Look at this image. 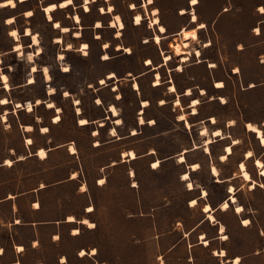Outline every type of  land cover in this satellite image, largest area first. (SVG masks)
Masks as SVG:
<instances>
[{
	"label": "rangeland",
	"instance_id": "rangeland-1",
	"mask_svg": "<svg viewBox=\"0 0 264 264\" xmlns=\"http://www.w3.org/2000/svg\"><path fill=\"white\" fill-rule=\"evenodd\" d=\"M13 1L15 8L0 5V77L5 74L10 86L9 91L4 89L0 79V101L9 102L0 103V199L28 195L0 206V245L8 251L9 224L15 216L25 221L74 216L76 224L42 226L37 234L30 227H12L17 241L27 246L24 264H60L61 257L67 264H234L237 257L239 264H264V187L260 186L264 176L255 166L256 159L264 164V147L246 128L247 123L256 124L264 133V14L259 12L264 0H198L194 8L191 0H152L147 9L143 5L148 0H96L89 11L83 7L85 0H73L74 5L52 13L53 21L47 19L44 8L66 0ZM133 4L135 9H131ZM110 5L112 13L102 14L101 8L107 10ZM193 9L196 22H192ZM153 10L158 11L165 34L151 27ZM28 12L32 15L27 16ZM137 14L144 18L141 25L135 23ZM75 15L80 24L75 23ZM117 15L124 23L121 32L111 27ZM55 21L69 32L56 29ZM98 21L103 27H96ZM202 23L205 27L197 29ZM27 29L38 36L39 54L32 38L26 36ZM195 29L198 40H190L184 49L190 52L189 60L181 63L174 51V45L183 43L178 34ZM13 30L18 40L11 37ZM17 45L22 46V54L15 51ZM167 55L172 60L164 64ZM112 73L114 79L108 78ZM158 73L161 85L154 86ZM217 82L224 87L217 89ZM171 85L176 92H170ZM51 88L54 94H49ZM188 89L190 96L185 95ZM178 98L181 105L175 106ZM193 99L200 101L196 115L189 108ZM143 101L149 102L146 108ZM51 102L54 108L49 109ZM18 103L22 106L17 107ZM28 104L33 111H27ZM110 105L117 108L116 117L108 113ZM57 115L60 121L56 124ZM81 119L89 124L81 126ZM25 126L33 130L28 132ZM43 127L49 129L47 134ZM204 128L208 136L201 135ZM217 130L224 139L213 137ZM209 138L210 154L205 150ZM26 139L33 144L28 145ZM233 141L238 144L222 162L225 147ZM71 146L76 154H71ZM41 148L47 151L45 160L36 155ZM130 150L138 155L136 159L123 157ZM185 150L186 162L180 164L178 157ZM248 151L254 155L250 160L245 158ZM7 159L13 161L12 167L4 165ZM157 160L160 166L153 169ZM242 162L257 183L255 189L240 177ZM195 163L199 169L194 172L189 167ZM212 166L219 171L217 177L212 175ZM75 172L78 178L70 180ZM186 172L194 191L182 180ZM101 178L105 179L103 186L99 185ZM42 184L45 187L38 190ZM231 187L236 205L244 207L240 215L235 204L227 211L220 209L232 196ZM203 191L207 195L201 199ZM193 199L198 200L194 208L190 207ZM33 202L41 204L40 211H34ZM207 203L215 210V224L203 213ZM90 208L92 212L87 211ZM246 219L250 221L247 227L243 225ZM84 220L95 227L80 223ZM75 229L78 235L73 234ZM201 235L209 246L201 244ZM224 235L228 237L225 241L221 239ZM35 237L40 245L34 249L30 240ZM93 249L97 254L90 256ZM82 250L88 253L83 258ZM221 250L226 251L225 258L215 255Z\"/></svg>",
	"mask_w": 264,
	"mask_h": 264
},
{
	"label": "bare ground",
	"instance_id": "bare-ground-1",
	"mask_svg": "<svg viewBox=\"0 0 264 264\" xmlns=\"http://www.w3.org/2000/svg\"><path fill=\"white\" fill-rule=\"evenodd\" d=\"M25 1H26V0H19L20 3H23V2H25ZM95 2H96V0H85L84 5H83L84 9H85L86 11H89V6H90L91 4H93V3H95ZM151 4H152V3L145 2V4L143 5V8L147 9L148 6L151 5ZM0 5H1L2 8H4V7L15 8V6H16V4H15V2H14L13 0H6V1H3V2L0 3ZM72 5H74V3L72 2V4H68V0L63 1V2L59 3L58 5H56V4H49V5H47V6L44 8V12H45V14H46V16H47V19H48L49 21H53L52 13H53L56 9H66V8L72 6ZM196 5H198V2H197V4H195V5H193V4L191 3V6H192L193 8H194ZM261 8H264V7H262V6L259 7V12H260V14H264V12H261V11H260ZM101 9H103V11H101L102 14H111L112 11H113V6L110 5V6L108 7L107 10L104 9V8H101ZM131 9H135V8L131 7ZM28 13H29V12H28ZM28 13H27V16H29ZM185 13H186V11L183 10V11H182V14H185ZM157 14H158V11H157V10H153V11L151 12V15H152L153 18L150 20V24H151V26H158V30H159V28H161V27L165 28V27L160 23V19H159V17L157 16ZM191 15H192V17H193V16L196 17L195 21H193V19H192V22H196V21H197V15H196V13L194 12V9L192 10ZM137 17L140 18V23H139V24L137 23ZM143 20H144V18H143V16H142L141 14H137V15L135 16V23H136V25H141L142 22H143ZM9 21H12V22H13V18H12V19H9ZM74 21H75L76 24H80L81 19H80V17H79L78 15H75V16H74ZM157 21H159V24H157ZM53 24H54V27H55L56 29H60L63 33H68V32H69V28L62 27V26L60 25L59 22H56V21H55ZM57 24L60 25L59 28L56 27ZM202 24H204V23H202ZM200 25H201V24H200ZM200 25L198 26L197 29H203V28L200 27ZM204 25H205V24H204ZM96 27H97V28H101V27H103V25H102V23H101L100 21H98ZM111 27H112V28H113V27H116V28L119 30V32H121V31L124 29V23H123V21L121 20L120 16L117 15V16L114 17V20L111 22ZM65 29H67V31H65ZM12 32H15V33H16V36H13V35H12ZM159 32H160V31H159ZM190 32H196V33H197V30L195 29V30H182V31H180V33H179L178 35H181V36L183 37V43H182V45H179V44L174 45V51H175V54H176L177 56H180V57H181V63H187V61L189 60L190 52H185L184 49L187 48V47L189 46V44H190V40H198V34H197V38L193 39V38H191V37L188 35V33H190ZM254 32H255L257 35H259V34H260V29H259V28H256ZM160 33H161V34H165V33H166V28H165V31H164V32H160ZM10 35H11V37H13L15 40H18V32H17V31H15V30L11 31V32H10ZM118 35H120V33H119ZM26 36H30V37L32 38V46H33V47H38L37 53L39 54V53H40V48H39V40H38V36H37V35H32V34L30 33V30H29V29L26 30ZM75 37H77V38L80 37V34L77 33V34L75 35ZM157 40H159V43L161 42V38H160L159 36H156V37H155V41H156V43H157ZM57 42H58V43H61V42H62V39H61V38H58V39H57ZM85 45H86V44H83V46H82V51H84V52L86 53L87 47H85ZM208 45H210V43H206L205 46L207 47ZM67 49H70V47L68 46ZM117 49H123V48H122V47H118ZM127 49H128V48H127ZM15 51H17V52H19L20 54H22V46H21V45H17V46H15ZM125 51H126V49H125ZM126 52H127V53H130V49H128V51H126ZM195 55H196L198 58H200V57H201V53H200V51H199V50H196V51H195ZM61 57H63V56L60 55V58H61ZM107 57H108V56H107ZM108 59H109V57H108ZM163 60H164V64H167V63H169L172 59H171V57H170L169 55H167V56H164V59H163ZM149 61H151V60H148V61H147V65H148V66H151V65H152V62L149 63ZM199 61H200V60H199ZM210 66H211V68H213V67L215 66V64H210ZM180 68H181V67H179V69H180ZM33 69H35V67H33ZM33 69H32V72H35V71H33ZM154 69H157V68L154 67ZM236 72H237V71H236ZM44 73H45V72H44ZM45 75H46L47 80H49L48 72H46ZM5 76H6L5 74H2L1 77H0V79H1L2 83L4 84V89H6V90L9 91V90H10V86H9L8 79H7V85L5 86V80H4V77H5ZM6 77H7V76H6ZM114 77H115V75H114L113 73L110 74V75L108 76V78H110V79H111V78L114 79ZM7 78H8V77H7ZM156 79H157V80H156V82L154 83V86H159V85H161V82H160V80H159V79H160V74H159V73L156 74ZM30 81H31V84H32V83L34 82V79L31 78ZM217 85H223V87H224V84H223L222 82H217V83H216V88H217V89H222L223 87H217ZM134 86H135V89H138V84H137V83H135ZM252 86H253V84H251V87H252ZM113 89H115V87H114ZM170 92H171V93L176 92V87H175V85H171V86H170ZM49 94H54V89H53V88L50 89V93H49ZM201 94H202V95L206 94V91H205V90H201ZM68 95H69V94H68ZM68 95H67V96H68ZM185 95H186V96H190V95H191V90H190V89L186 90ZM5 100L7 101V104H8L9 102H8L7 99H3L2 101H5ZM221 101L223 102V101H224V98H221ZM161 103L164 104V102H161ZM7 104H3V103H2L3 106H4V105H7ZM49 105H52V107H49ZM148 105H149V102H148V101H143V102H142V107H143V108H146ZM179 105H181V102H180V99L178 98V99L175 101V106H179ZM199 105H200V101H199L198 99H193V100L190 102V107H192V114H193V115H196V114L198 113V112H197V107H198ZM21 106H22V105H21L20 103L17 104V107H21ZM47 107H48L49 109L54 108V103H52V102H51V103H48V104H47ZM26 109H27L28 112L33 111V105H32V104H28L27 107H26ZM113 109H115V111H113ZM56 110H57L58 113L60 112V108H57ZM110 111H111V113L113 114V116H117V115H118V110H117V108H116L115 106H110ZM140 114H142V112H141ZM57 117H59V120L57 119ZM180 117H184L183 120H181V119H180V120L183 121V122L185 121L186 124H187V126L189 127L190 125H189V123L185 120V116H184V115H181ZM3 120L5 121V117H3ZM85 120H87V119H85ZM59 121H60V116H59V115L55 116V118H54V123L57 124V123H59ZM141 121H143V123H141ZM151 121H153V120H151ZM211 121H212L213 124L216 123L215 118H212ZM139 122H140L141 125L144 124V119H143L142 116L139 117ZM79 124H80V123H79ZM88 124H89V122L87 123V125H88ZM151 124H154V123H151ZM80 125H81V124H80ZM249 125H251L252 127L249 128ZM81 126H84V125H81ZM101 126H103V123H101ZM44 128H47V127H43V129H44ZM246 128H247V131H248V132H252V133H254V134L257 136V139L259 140L261 146L264 147V133H263V130L260 129L256 124H252V123H247V124H246ZM252 129H256V131L253 132ZM25 130L28 131V132H31V131L33 130V127H32V126H26V127H25ZM113 131H114V130H113ZM48 132H49V129H48L47 132L43 131L44 134H47ZM114 132H115V131H114ZM136 133H137V132L134 131V132H133V135L136 134ZM94 134L97 135L98 132L95 131ZM201 135H202V136H208V130H207L206 128L202 129V131H201ZM212 135H213V137H215V138H216V137H217V138H221V139H224V138H225L224 135L222 134V132H221L220 130H217V131L213 132ZM29 141H31V144H33L32 139H26V142H27L28 145H31V144L29 143ZM210 143H211V140H210V138H209V139H207L206 142H205V147H206L205 150H206V153H210V148H209ZM237 144H238L237 141H233V143H232L231 145H228V146L225 147V154L222 155V156L220 157V160H221L222 162L228 160L229 156L232 155V153H233V147L236 146ZM195 149H197V147H195ZM41 152L44 153V156H41V155H40ZM70 152H71V154H76V152H77V151H76V148H75L74 146H71V147H70ZM187 152H188V151L185 150V151H184V152L178 157V162H179L180 164H184V163L186 162V157H185V155H186ZM152 153H153V152H152ZM250 154H251V155H250ZM38 155H39V157H40L41 159H45V158L47 157V152H46V150H44V149H40V150H38ZM253 156H254V155H253V152H252V151H248V152L245 154V158H246V160H250V159H252ZM123 157H124V158H128V159H130V160H134V159L137 158L136 153H135L134 151H128V152H126V153H123ZM20 159H23V157H21ZM9 162H10V163H9ZM5 164L8 165V166H11V165H13V161L7 159L6 162H5ZM153 165H156L157 167H153ZM153 165H152V168H153V169H157V168L160 166V161H155V162H153ZM255 166L259 169V171H260V175H261V176H264V164H263V162H262L260 159H256V160H255ZM189 168H190L191 171H194V172H195V171H197V170L199 169V164H198V163L192 164V166H190ZM211 170H212V175H213L214 177H217V176L219 175V171H218V169H217L215 166H212ZM239 171H240V177L243 179V181L246 182V183H249V184H250V189H255L257 183L252 179V176H251L250 173L248 172V170H247L246 165H245L244 162H242V163L239 164ZM133 175H134V173L132 172V176H133ZM75 176H76V175L74 174L73 177H75ZM184 177H188V179L185 180ZM182 180L185 181V182L187 183V188H188L189 191H194V190H195V187H194L193 183H192L191 180H190V173H189V172H186V173H184V174L182 175ZM100 181H104V183H105V179H101ZM100 181H99V184H100V185H103L104 183L101 184ZM189 184L192 185L191 188L188 187ZM134 185H135V184H134ZM260 186H262V185H260ZM85 189H86V186H83V187H82V190L85 191ZM205 194H206V192L203 191V197H201V199H204V198L206 197ZM230 194H231L232 196H230L229 200L224 201V202L221 204L220 209H221L222 211H227V210L230 208V205H231V204H235V212H236L237 214H239V215L242 214V213L244 212V207H243L242 205H236V201H237V200H236L235 195H234L235 193H234V188H233V187L230 188ZM193 201H195V203H193ZM225 204L228 205L227 208L224 207ZM197 205H198V200H197V199H193V200H191V202H190V207L194 208V207H196ZM90 209L92 210V208H90ZM206 209H207V211H206ZM237 209H242L243 211H237ZM89 212H92V211H89ZM214 212H215V210L212 208V206H211L209 203H207L206 205H204V207H203V213H205V215H206V219L209 220V221H211L213 224H215V222H216V221H215ZM68 220H69L70 222H75V221H76V219H75L74 216H70ZM246 220L249 221L248 219H246ZM246 220H243V225L247 227V226L250 224V221H249V223H248L247 225H245L244 222H245ZM84 221H85V220H84ZM84 221H82L81 223L85 224ZM85 225H87V226L89 227V225H94V224L88 221V224H85ZM89 228L92 229L93 227H89ZM223 232H224V226L221 225V226H220V233L222 234ZM73 234H74V235H78V234H79V230H78V229L73 230ZM225 236H226V235H224V236L221 237V239H223L224 241H225V239H224ZM201 244L204 245V246H206V247L210 245V242L205 238L204 235H201ZM81 253H84V255L81 256ZM81 253H80V256H81L82 258L88 254L85 250H82ZM96 254H97L96 249L91 250V254H90V256H95ZM215 255H217V256L220 257V258H225V257H226V251L221 250L220 252L215 253ZM63 261H66V259L64 258ZM240 261H241L240 258L237 257V258H235V260H233V263H234V264H239Z\"/></svg>",
	"mask_w": 264,
	"mask_h": 264
},
{
	"label": "crops",
	"instance_id": "crops-1",
	"mask_svg": "<svg viewBox=\"0 0 264 264\" xmlns=\"http://www.w3.org/2000/svg\"><path fill=\"white\" fill-rule=\"evenodd\" d=\"M263 15V14H262ZM151 27H156V26H151ZM158 28V26H157ZM114 90V89H113ZM192 101V100H191ZM190 101V102H191ZM111 106V105H110ZM109 106V107H110ZM189 108H191V111H192V107H190V104H189ZM108 113L112 114L111 111H110V108H108ZM113 116V114H112ZM116 117V116H114ZM107 118H109V115L105 117V120H107ZM80 121V120H79ZM117 122V121H116ZM102 123V122H101ZM100 123V124H101ZM116 126H119L117 125V123H115ZM85 126V125H84ZM101 126V125H100ZM104 126V125H103ZM26 127V126H25ZM111 132V130H110ZM111 135V133H110ZM94 136H96L94 134ZM42 149V148H41ZM40 150V149H38ZM38 150L36 152V155L39 157L38 155ZM45 150V149H44ZM130 151H133V150H130ZM47 152V151H46ZM152 152V151H151ZM138 157V155H136ZM47 157H48V154H47ZM47 157L45 159H47ZM40 158V157H39ZM24 159V158H23ZM41 159V158H40ZM45 159H41V160H45ZM6 161V160H5ZM158 161V160H157ZM153 164V163H152ZM5 166H8L4 163ZM13 165L11 166H8V167H12ZM190 169V168H189ZM76 175L75 177H73V175ZM78 177H77V172L73 173L71 175V178L70 180H76ZM102 179V178H101ZM100 179V180H101ZM99 180V181H100ZM100 185V184H99ZM83 186H86V185H83ZM82 186V187H83ZM100 186H103V185H100ZM45 186L42 184L38 190H41L43 189ZM28 193H21V194H18V195H9L5 198H2L0 199V206L2 204H4L5 202H8V201H11L12 199H16V198H21L23 196H27ZM37 205L39 207H37ZM33 206H34V211L35 212H38L41 210V204L39 202H33ZM237 214V213H236ZM70 216H68L65 220H53V221H25L23 218L21 217H18V216H15V219H14V222H11L9 225H11V228L9 229V234H8V238L10 239L9 242H11L10 244V247L8 248V251L7 249L0 245V250H2V252H0V264H24V256H25V252H26V249H27V246L22 243V242H18L17 241V238H16V233L13 232V228H21V227H30L31 229L34 230V232L37 234V232L39 231L40 227L42 226H55L57 225L58 228L60 227V225H72V224H76L78 223V221L76 220L75 222H70L68 219H69ZM76 219V218H75ZM17 221H19V223H17ZM82 221H80L81 223ZM53 238L54 240H57L58 239V236L56 234H53ZM40 245V240L38 239V237H35V238H32L30 240V246L32 248H37V246ZM22 249V251H21ZM65 257H61L59 259V263L60 264H67L66 261H63ZM66 259V258H65ZM35 264H46L44 263L43 261H39Z\"/></svg>",
	"mask_w": 264,
	"mask_h": 264
},
{
	"label": "snow or ice",
	"instance_id": "snow-or-ice-1",
	"mask_svg": "<svg viewBox=\"0 0 264 264\" xmlns=\"http://www.w3.org/2000/svg\"><path fill=\"white\" fill-rule=\"evenodd\" d=\"M72 2H73V0H68V4H72ZM148 2H149V3H152V0H148ZM197 2H198V0H191V3H192L193 5L197 4ZM132 7L135 8V4H133ZM101 11H103V9H101ZM260 11H261V12H264V8H261ZM28 15L31 16L32 13L29 12ZM192 19H193V21H195L196 17L193 16ZM8 22H9V23H12V21H8ZM137 23H138V24L140 23V18H139V17H137ZM157 24H159V21H157ZM56 27L59 28L60 25L57 24ZM200 27H201V28H204L205 25H204V24H201ZM65 31H67V29H65ZM159 31H160V32H164V31H165V28L161 27V28H159ZM12 35H13V36H16V33H15V32H12ZM188 35H189L191 38H193V39L197 38V33H196V32H190V33H188ZM157 43H159V40H157ZM69 47H71V45H69ZM85 47H87V45H85ZM104 47L107 48L108 45L105 44ZM126 51H128V49H126ZM85 56H87V53H85ZM61 59H63V57H61ZM104 59H105V60H108V57L105 56ZM149 63H151V61H149ZM33 71H36V69H33ZM47 71H48L47 69H44V72H45V73H46ZM64 71H65V73H68V72H69V69H68V68H65ZM237 71H238V70H237ZM7 79H8V78L5 76V77H4V80H5V86L7 85ZM30 83H31V81H30ZM100 83H101V84H104L105 81H104V80H101ZM89 86L91 87V85H89ZM217 87H223V85H217ZM64 95L67 96L68 93L65 92ZM0 103L7 104V101H6V100H5V101H0ZM77 103H79V101H77ZM96 103H97V104H100L101 101H100V100H96ZM49 107H52V105H49ZM113 111H115V109H113ZM57 119L59 120V117H57ZM180 119L183 120L184 117H180ZM79 123H80L81 125H87L88 121L85 120V119H81V120L79 121ZM141 123H143V121H141ZM150 123H155V121H150ZM251 127H252V126L249 125V128H251ZM43 131L47 132V131H48V128H44ZM252 131L255 132L256 129H252ZM113 134H115V133H113ZM29 143L31 144V141H29ZM40 155H41V156H44V153L41 152ZM250 155H251V154H250ZM9 163H10V162H9ZM153 167H157V166H156V165H153ZM184 179L187 180L188 177H184ZM100 183L103 184L104 181H100ZM188 187L191 188L192 185L189 184ZM261 187H264V185H262ZM205 195H207V193H206ZM193 203H195V201H193ZM37 207H39V206L37 205ZM224 207L227 208L228 205L225 204ZM88 211H92V210H91V209H88ZM206 211H207V209H206ZM237 211H243V210H242V209H237ZM17 223H19V221H17ZM84 223H85V224H88V221L85 220ZM244 223H245V225H247V224L249 223V221L246 220ZM89 227H93V228H94L95 225H89ZM224 239L227 240L228 237L225 236ZM21 251H22V249H21ZM0 252H2V250H0ZM83 255H84V253H81V256H83Z\"/></svg>",
	"mask_w": 264,
	"mask_h": 264
},
{
	"label": "built area",
	"instance_id": "built-area-1",
	"mask_svg": "<svg viewBox=\"0 0 264 264\" xmlns=\"http://www.w3.org/2000/svg\"><path fill=\"white\" fill-rule=\"evenodd\" d=\"M136 91H138V89H135ZM208 154H210V153H208ZM88 211V210H87Z\"/></svg>",
	"mask_w": 264,
	"mask_h": 264
},
{
	"label": "clouds",
	"instance_id": "clouds-1",
	"mask_svg": "<svg viewBox=\"0 0 264 264\" xmlns=\"http://www.w3.org/2000/svg\"><path fill=\"white\" fill-rule=\"evenodd\" d=\"M29 59H31V57H29Z\"/></svg>",
	"mask_w": 264,
	"mask_h": 264
},
{
	"label": "water",
	"instance_id": "water-1",
	"mask_svg": "<svg viewBox=\"0 0 264 264\" xmlns=\"http://www.w3.org/2000/svg\"><path fill=\"white\" fill-rule=\"evenodd\" d=\"M42 11H43V8H42ZM150 18V17H149Z\"/></svg>",
	"mask_w": 264,
	"mask_h": 264
}]
</instances>
